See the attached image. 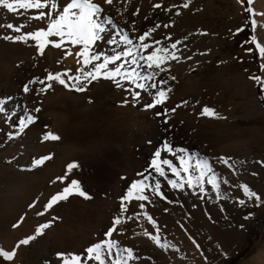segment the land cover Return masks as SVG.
<instances>
[{
  "label": "rangeland",
  "instance_id": "rangeland-1",
  "mask_svg": "<svg viewBox=\"0 0 264 264\" xmlns=\"http://www.w3.org/2000/svg\"><path fill=\"white\" fill-rule=\"evenodd\" d=\"M129 1L143 3V8L152 6L158 9V13L161 12L159 15L162 19L152 27L155 31L151 32V35H156L155 38H158L156 41L161 43L159 45L153 42L152 45L167 46L170 52H175L179 59H169V61L171 60V63L176 64L178 68L185 64L186 68H190L189 78L196 82L198 89L204 94V101L210 108L215 109L219 117H223H211L206 121L207 124L205 121H199L200 124H205L209 152L214 157L210 158L211 166L219 165L221 157L228 160L227 164L220 161L225 165V174L215 175L220 187L216 190L208 184L207 196L202 197L199 193L200 183L195 180L194 194L187 197L189 207L185 205L184 196L162 197L160 195L161 198L152 201L147 195L149 193H144L145 191L142 195L148 196V200H142L144 206L139 207L124 199L130 191L129 188L119 193L117 190L115 192V188L108 187L111 178L119 177L117 173L123 170L126 163L133 172L126 173L120 178L127 182L131 179L133 182L135 180L133 178L138 179L140 176L139 179L148 178L147 171L154 170L152 166L154 159L158 160L160 167H164L161 166L164 165L161 159L165 145L164 139L159 141L158 137L156 139L152 135V139L148 142L150 149L148 156L132 152L137 145L150 137L148 129L144 126L128 128V133H122L121 142L115 143L116 130L109 127L114 117L111 118L110 115L114 108H127L131 101L126 104L124 99V102L120 101L113 93L115 82L101 78L99 85L95 84L96 81L92 82L95 86L91 85L89 92H93L94 95H91L90 99L84 101L79 107L70 105L68 115L71 122H74V126L64 140L65 143L75 140L87 146L92 145V141L105 138L103 143L108 144L109 149L106 150L109 151L104 157L88 167L84 165L83 189L94 201L87 203L88 205L86 204L87 206L80 211L74 209L75 214H73V210H69L70 207L67 206V200H63L57 202L56 208L50 212L46 211V203L58 193L59 188L53 180L38 187V196L29 202L20 217L24 220L28 232L14 242V246L18 245L20 248L13 263L19 260L18 264H65L67 260L71 264V257L80 254L83 264H97L95 260L92 262L85 259L86 249L95 243L115 241L123 252L121 264H124V261H127V264H264V202H261L264 201V99L261 98L264 93H261L259 86L249 79L252 74L264 77V72L260 70L264 59L259 57L253 43H244L255 35L257 42L264 44V15H261L264 14V0H253L251 5L244 0L243 6L238 3V0H190L187 8L183 5L188 3V0ZM156 4H161L162 7L156 8ZM14 7L15 11H9L0 6V58L5 53V56L8 55L7 51L11 42L18 41L5 39V36L24 35L28 30L30 32L32 25L37 30L42 27L47 28L53 19L62 14L61 6L56 5L55 8L44 9L50 13L46 19L34 20L30 17L37 14L36 10L19 9L18 5ZM247 7L252 8L251 14L245 10ZM251 20L257 21L255 33L252 31ZM7 24L25 27L17 33L7 28ZM157 25L159 27H156ZM165 25L168 26L165 27ZM239 28L245 30L237 32ZM151 35V39L148 38L147 41L151 42ZM54 37L58 39L57 42H60L59 37ZM28 40L31 39L26 41ZM26 41L19 40L21 44L19 42L16 44L21 46L26 44ZM176 41L181 43L177 44L176 49H172L171 44ZM73 47L74 45L67 38L61 47L57 48L48 44L44 53L37 51L36 56L45 59L46 54L49 52L51 54V50H54L53 57L57 55L63 57L67 56ZM249 48L253 49L251 53L246 51ZM5 56L1 60H5L7 58ZM13 61L15 62L16 59ZM169 61L165 64L167 65ZM42 65H45L43 60ZM0 78L1 86L5 84L9 87L13 86V79L7 80L3 76ZM182 84L184 85L183 82ZM27 85L31 86L29 83H24L23 87ZM127 86L131 88L134 85L128 83ZM23 87L22 91H24ZM54 87L55 84L52 85L51 92ZM63 89L67 91L65 97L68 102L83 93V91L70 90L65 86ZM48 94L42 105L48 100ZM170 94L166 103L171 102L170 99L175 100L173 109L176 111L173 112L176 113L178 110V115L181 113L185 115L190 107L188 101L185 103L189 96H181L182 98L178 99ZM201 97V94L197 95V99ZM129 98L130 95L125 100ZM163 105L150 109L144 106L141 111L148 112V120L157 122L166 115L164 112L157 111L160 106L165 109ZM4 142L0 141V182L3 185L2 188L6 190L9 187L10 178L5 170L9 159L4 154V150L10 142ZM45 144L39 146L40 157H53L59 145L49 148ZM156 151L160 152L159 158L155 157ZM83 160L86 161L84 156ZM46 161H49L50 166H55L56 159L50 158L44 162ZM102 165L109 171H106L107 169ZM98 166L105 169L103 175L95 170ZM99 175H101L100 180L97 179ZM210 177L212 176L208 179ZM97 182H104V184L102 183L99 187L98 193H90L89 186ZM242 185H247L256 192L261 197V201L249 199L244 194ZM30 191L31 188L27 187L24 188L23 193L28 194ZM86 200L88 201V198ZM240 200H244L245 204L241 205ZM36 208H39V211ZM147 216H151L155 223L150 222ZM37 217L40 218L37 220L39 225L48 224L49 227L44 230V234L36 233L35 239L29 245L21 244L20 241L31 236L36 229L32 222L34 219L36 221ZM117 217L121 219V223L115 225L117 232L111 237L105 236V233L114 226L113 222ZM9 230L10 234L11 228ZM21 232L24 231L21 229ZM8 233H1L0 238L8 237ZM152 236L159 237V244L151 239ZM105 247L106 245L103 246V250L108 252L109 248ZM124 249L132 250V259L128 258ZM114 260L116 259L112 254L108 257L106 264Z\"/></svg>",
  "mask_w": 264,
  "mask_h": 264
},
{
  "label": "bare ground",
  "instance_id": "bare-ground-1",
  "mask_svg": "<svg viewBox=\"0 0 264 264\" xmlns=\"http://www.w3.org/2000/svg\"><path fill=\"white\" fill-rule=\"evenodd\" d=\"M52 1H55L54 3L56 5L61 6L60 10L63 7H66L67 4L71 3V0H49V3H52ZM94 2L100 3L103 8V13L101 14V22L103 23L107 18H111L112 24L104 23V26L107 30L101 34L103 39L97 41L96 44L92 46L91 51L112 55L114 54V52L124 51L128 48H132L137 63H131V57H123L121 61L116 62V65H109V68L114 69L115 66L123 64L124 67L121 69L122 72L131 71L133 68H135V71L142 77L152 73H158V75H156L152 81L137 80V83H157V89L149 90L153 94L159 88H171V92H169V94L171 93L170 95L173 97H178L179 99V97L181 96H189L187 97V100H185V102L188 101V105L190 106L185 115H183L181 111L180 113L182 115H178V110L176 113L171 111L173 109V102L175 100L170 99L171 102L166 103V101L164 103L165 105H163L165 109L168 110L167 114L164 115L161 120L153 122L150 121L152 119H147L148 112L141 111V109L146 104L153 102V97L145 92H141V98L139 102H134L132 101L131 94L128 91L129 89L139 91L138 89L132 88L135 87L134 84V86L130 88V85L127 86V84L131 82L127 80H121V84L123 85V87H117L116 83H114L115 88L113 89L115 92L113 93H115L114 95L120 101H123V99L125 101V98L128 95H130L131 98V100L130 98L129 100H127L131 101L127 108L116 107L113 109L112 114L110 113V117H114L113 120L110 121L111 123H109V127H112L114 130H116V137L114 138L115 143L121 142L123 138L122 133H126L128 128L133 129L138 126H144V128L148 129L150 137L148 139H145V142L137 145L132 152L140 153L143 156H148L150 150L148 142L152 139V135L156 137V139L158 137L159 141L161 139H164V145L167 144L171 151L165 148L161 161L165 159L170 160L172 164L176 166L180 171V175H175L172 172L171 168H169L167 165H161L164 166L161 167L163 168L165 173L163 176L155 170L150 169L149 171H147L149 174L148 178L139 179L141 177L140 176L138 179L133 178L135 179L133 182L132 179L127 182L123 181L122 178H120V176L126 173L132 174L131 172H133V170H131L129 165L126 163L123 170L120 168V170L122 171L117 173V176L119 177H116L115 179L111 178L108 187H111L113 189L115 188V192L117 190L119 191V193H121L120 191H123L126 188L132 190V184L134 182L142 180L144 184L148 185V188L145 189L144 193L148 192L149 194L147 195L151 197L152 201H156L157 198H161L160 195H158L157 192L153 190L154 185L158 182L160 184L159 192L163 194V197H167L169 195H171L172 197L173 195H177L178 197L184 196V201L186 203L185 205L189 207V199L187 197L188 195L194 194L193 184L196 180V175L198 177L200 174L197 162L206 159L211 165L210 158L212 156L209 152L208 136L205 131V124H207L206 121L211 117L202 116L200 114L204 106H207L209 108L210 106L206 101H204V94H202V92L198 89V85L196 84V82L192 81V79L189 78L190 68H186V64L183 67L178 68V66H175L176 64L173 65L171 63V60H168L169 63L167 65L165 63L162 65V68L165 70L161 71L160 69L148 68L146 62L139 58L141 55L146 56L150 51L154 50L160 45H152L153 42L156 43V40L158 38H155L156 35H151V42L147 40L145 41L152 46L149 50L145 51L143 49L135 47L140 43L139 36L142 35L145 31L153 29L152 27L158 24L162 19V17L159 15L161 12L158 13V9H154L152 6L143 8V3L140 4L138 2H130L129 0H113V3L111 5L106 4L104 0H94ZM36 30V27L32 25V27L30 28V32ZM27 32H29V30ZM118 33H127L129 35V38L133 40V44L125 45L123 41L120 40ZM113 37L116 38L117 43L109 44L108 41ZM149 38L151 39V37ZM48 39L54 42H57L58 40H56L54 36L49 37ZM65 40H67V38ZM15 41L17 40L14 39L13 42ZM17 42H19V40ZM16 43L11 42V44H9V48L7 51L9 53L8 55H6L7 58L5 60H1V58H4L6 53L3 55V57L0 58V76L6 77L7 80L13 79V86L9 87L6 86V84L3 86L0 85V141L10 142V145L5 150L3 149L5 152L4 154L7 155V158L9 159L8 167L5 166L6 168H4L10 178V182L9 187H7L6 190L5 188H2L3 185L0 182V234H4L6 232L8 233L10 231L9 229L11 228V232L10 234L8 233V237H5L3 239L0 238V248L7 251H14L16 254L11 261L5 260L3 257H0V264H18L20 262L19 260H15V263H13L18 249L20 248L18 245L14 246V242L18 241V239H20L23 234H26L28 232V228H26L24 220L20 219V217L21 215H23V212L27 208L29 202L38 196V187H42V185L53 180L56 186L59 188V193L63 190L64 187L70 185L71 180H76L80 185V189L84 191V179L82 177L83 171L85 169L84 165H86L87 167L89 165H92L93 162H96L97 160H99V158L104 157V155L109 151L106 150L109 149L108 144L103 143L105 141V138L103 140L92 141V143L90 142L92 145L87 146H83L75 140L69 143L64 142L67 134L74 126V122H71L68 115V112L71 109L70 105L79 107V105L84 103V101L90 99L91 95H94L93 92H89V90H91V85H94V83H92L93 81L91 83H88L86 80H84L82 73L77 71V69L84 67L83 58L77 56V53L82 50L83 46L74 45V47L69 52L71 54L68 53L67 56L65 55L63 57H59L58 55L57 57H53L55 51L51 50V54L48 51L49 53L46 54L47 57L45 56V59L41 58L45 62V65L41 66L42 60L36 56V52L39 51L36 41L28 40L26 41V44L21 46H17ZM19 43L21 44V42ZM38 55H40V57L42 56L41 54ZM14 59H16L15 62L13 61ZM78 60L80 61L79 63ZM85 70H92V65H88ZM176 70H178L177 73ZM49 73L53 75L57 73H67L66 76L62 75L61 78L65 79L66 83L72 86V88L67 87L70 90H74V88L76 86H79V84L77 81L69 78L80 76L81 81L86 86V90L83 91V93L80 95L77 94L78 96L68 102L67 98L65 97L67 91L65 92L63 89L64 85H61L58 81L55 80H48L47 77ZM172 77H174L175 79H172ZM117 79L119 80L120 77H117ZM162 80H166L167 84L159 83ZM40 81H43V83H40ZM95 81V84L99 85V82H101L102 80L100 78ZM182 82L184 83V85L182 84ZM24 83L31 84V88L27 85L30 88L28 92L22 91ZM49 84L51 85L50 88L47 87ZM54 84L55 87L51 92L50 89ZM42 89L46 90L41 91ZM58 92L60 93L58 94ZM46 94H48V100L44 105H42ZM198 94H201L202 96L200 99H197ZM37 108L40 110L35 111V109ZM165 109L160 106L157 108V111L165 112ZM41 112L43 113L41 114ZM29 116L33 118L30 123L27 120ZM21 121L25 122L24 126L21 125ZM199 121H205V124H200ZM48 133L58 135L60 139L55 141L50 139L46 140L44 137ZM196 138L198 139V141ZM43 143H46L45 145L49 148L54 147L55 145H59L57 152L53 155V157H50L56 159L54 167L48 164L49 161H46L41 165L35 164V161L37 159L42 158L39 155V146ZM181 149H183L184 151H179ZM83 156L86 158L85 162L83 160ZM179 157H183L185 161H188L192 165V167L189 168L188 172L180 170ZM69 163H76L78 167L73 169L71 172H67V165ZM218 164L219 165L215 167L211 166L213 172L207 173V175L203 178V181L200 183L199 193L202 197H206L209 190V185L207 182L208 177L218 174H225V165L221 164L220 161L218 162ZM102 167L106 168V171H109L106 166L102 165ZM102 167L99 168L98 166V169H96L95 167L94 168L102 174L105 173V169ZM58 177L66 178L61 181L60 179H58ZM100 177L101 175H99L97 179L99 178L98 180H100ZM189 178L192 179L191 187L187 183ZM169 181H175L178 184H183L184 186L183 188H173ZM102 183L104 184V182ZM102 183H94L95 185L89 186L88 191H90V193L92 194H95V192L99 191L98 189L100 186H102ZM27 187H30L31 191L28 194H24V188ZM201 188H203V191H201ZM133 192V198L128 201L130 203H135L140 207V205L143 204L142 200L135 199V195H141L142 193H137L135 192V190H133ZM66 200L67 206L70 207L69 210H73V214H75L74 209L80 211L81 208L83 209L88 205L87 203H90V201H94L91 200V198H88L87 201L85 197L80 196L75 191ZM49 201L46 203V205L49 203ZM56 206L57 203L50 209L46 208V211L51 212L56 208ZM38 209L36 208V210ZM77 214H80V212H78ZM38 219L40 218L37 217L36 221L34 219V221L32 222V225L36 229L29 237L35 236V234L37 233V229L40 228L41 225L38 224L39 222L37 223ZM17 221L19 222L16 224ZM112 227H115V232H117V226L114 225ZM21 229L24 232H21ZM44 230L45 229L42 230V234H44ZM115 232H113V234H115ZM32 241L33 239H30L29 243L26 245H29ZM107 251L110 252L111 255L113 254L115 259L122 260L123 252L122 249L118 248L117 243L112 248L107 249ZM74 256L81 257L80 254H75ZM90 261L93 262V260Z\"/></svg>",
  "mask_w": 264,
  "mask_h": 264
},
{
  "label": "snow or ice",
  "instance_id": "snow-or-ice-1",
  "mask_svg": "<svg viewBox=\"0 0 264 264\" xmlns=\"http://www.w3.org/2000/svg\"><path fill=\"white\" fill-rule=\"evenodd\" d=\"M106 4L111 5L113 3V0H104ZM253 0H247V4L251 5ZM190 0H188V3H185L183 7L187 8L189 6ZM238 3H241L243 6L244 0H238ZM15 5H18L19 9H29V10H36L37 14L30 17V19L34 20H44L46 19L50 13L47 11H44V9L49 8H55V3H49V0H0V6H3L4 8L8 9L9 11H15L16 8ZM156 8L162 7L161 4H156ZM250 14L253 12L251 7H247L245 9ZM103 13V8L100 4H97L94 2V0H71V3L67 4L66 7L62 8V14L59 15L58 19H53L51 23L48 24L47 28H39L36 31L26 32L25 35H20L16 37L11 36H5V39H16V40H22L26 41L27 39H31L37 42L38 50L41 54L44 53L45 47L52 43L53 46L59 48L65 41V37L68 38V41L73 45H82V50L77 53L78 57L83 58V65L84 67H81L77 69L78 72L82 73L84 80H86L88 83H91L92 81H95L97 79L103 78V79H109L113 80L117 87H123L121 84V80H127L135 85L136 89H139L141 91H134L132 89H129L128 91L131 94L132 101L139 102L141 98V92H145L148 95L153 97V102L148 103L145 105V108H154L158 105H163L166 100L168 99V93L171 92V88H159L154 94L149 91L150 89H157L158 85L157 83H137V80H147L152 81L158 73H152L147 76H140L139 73L135 71V68H133L131 71H121V69L124 67L123 64H119L114 67V69H110L109 65H116V62L121 61L123 57H131V63L135 64L137 63V60L135 58V54L132 48H128L124 51L114 52L112 55H107L104 53H97L92 52L91 48L93 45L96 44L97 41L103 39L102 33H104L107 29L104 26V23L112 24L111 18H107L103 23L101 22V14ZM264 15V14H261ZM168 25H165L167 27ZM7 28L14 30L15 32L19 33L22 31V29L25 27L24 25L15 26L13 24H7ZM156 27H159L157 25ZM251 27L253 33L257 30V21L251 20ZM244 28L237 29V32L244 31ZM155 31V28L145 31L142 35L139 36L140 43L136 45V48L143 49L145 51L149 50L152 46L149 43H146L145 41L150 37L151 32ZM120 40L123 41L125 45H132L133 40L129 38V35L127 33L119 34ZM56 36L60 38V42H54L50 41L48 38ZM186 39V38H185ZM109 44H116L117 40L115 37H113L111 40L108 41ZM157 44H160V41H156ZM181 43V41H176L171 44L172 49L177 48V44ZM247 43H253L255 45V49L258 50L259 57L261 59H264V44L261 42H257V38L255 35H253L249 40L244 42ZM243 46V45H242ZM247 52L251 53L253 51L252 48L246 49ZM71 54V53H69ZM141 60H144L146 62V65L148 68H155L160 69L161 71H164L165 69L162 68V65L168 61L171 60H178L179 57L176 56L175 52H170L169 48L167 46L165 47H157L154 50L150 51L146 56L141 55L139 57ZM102 61V62H100ZM80 61L78 60V63ZM97 62V63H94ZM88 65H92V70L88 71L85 70ZM260 70L264 72V63L260 65ZM247 71V70H246ZM66 76L67 73L64 74H51L49 73L47 79L52 81H58L61 85H64L65 87L72 88L71 85L66 83V80L61 78V76ZM117 77H120L118 80ZM69 79H73L78 82L79 86H76L74 88L75 91L82 92L86 90V86L81 81L80 76L70 77ZM172 79H175L172 77ZM249 79L253 80L260 88L261 93H264V77L252 74L249 76ZM40 83H43V81H40ZM159 83L161 84H167L166 80H162ZM48 88L51 87L49 84L47 86ZM46 89H42L41 91H45ZM25 92L29 91V88L25 86L24 88ZM264 99V95L261 97ZM129 101L125 100V103H128ZM187 103V102H185ZM40 109H35V111H39ZM171 111H175V109H172ZM168 110L165 109L164 114H167ZM202 116H209L213 118H223L219 117V114L215 111V109L209 108L207 106H204L200 113ZM159 115V113H158ZM32 117L29 116L27 118L28 122L30 123L32 121ZM24 121H21V125L24 126ZM46 140H59L60 137L58 135H55L53 133H48L44 137ZM165 148L171 151V149L168 147V145H165ZM179 151H184L183 149ZM155 157H160V152L156 151ZM46 159H50V157H44L41 159H37L35 161L36 165H41L44 163ZM180 159V170L184 172H188L189 168L192 167V165L185 161L183 157H179ZM220 161L224 164L228 163V160L221 157ZM162 163L164 165H167L169 168H171L172 172L179 176L180 171L177 169L176 166L172 164L170 160H163ZM187 165V166H186ZM152 166L156 172H158L160 175H164L163 168L160 167V163L157 159H154L152 161ZM197 166L199 167L200 174L198 177H196L197 183H201L203 181V178L207 175V173L213 172V169L211 165L208 163L206 159L200 160L197 162ZM78 167L76 163H69L67 165V172H71L73 169ZM66 177H58L61 181H63ZM208 184L212 186L213 189L218 190L220 185L216 181L215 175L210 177L208 179ZM171 186L173 188H183V184H178L175 181H169ZM188 185L192 186V179L189 178L187 181ZM243 189V192L246 196H248L249 199H255L256 201H261V197L254 191H252L247 185L241 186ZM132 190H130L126 197H124L125 200H130L134 196L133 190L137 193H143L146 188H148V185L144 184V182L137 181L134 182L131 186ZM160 184L157 182L154 185V191L157 192L158 195H161L163 197V194L159 192ZM78 193L80 196L87 198H90L86 195L84 191L80 189V185L78 181L71 180L70 185L63 188V190L55 195H53L49 201V203L46 205V208H52L53 205H55L59 201H63L68 199V197L73 194V192ZM201 191H203V188H201ZM135 199L137 200H148V196L146 195H135ZM264 202V201H261ZM239 203L241 205L245 204L244 200H240ZM144 205L141 204L140 207H143ZM126 211V209H123ZM41 214V213H38ZM247 218V217H246ZM147 219L155 223L152 220L151 216H147ZM114 225H119L121 223V219L117 217L114 220ZM48 224H43L40 226V228L37 229V235H39L43 229L48 228ZM116 231L115 227L110 228L106 233L105 236L111 237L113 232ZM147 234V233H146ZM30 239H35V236L29 237L28 239L20 241L21 244H28ZM151 239H153L156 243L159 244V237L152 236ZM116 244L115 241H103L102 243H95L93 246L88 247L86 249V258L87 260H95L97 264H106V261L108 257L111 255L110 252H105L103 250V245H107V247L110 249ZM163 247L164 245H160ZM199 247V245H197ZM123 251H126L128 254V258L132 259L133 254L131 249H124ZM14 251H7L2 248H0V257H3L5 260L11 261L13 257L15 256ZM65 264H69V261H65ZM71 264H83L82 258L80 256H72L71 257ZM110 264H121V261L119 259H116L114 261H111ZM124 264H127V261H124Z\"/></svg>",
  "mask_w": 264,
  "mask_h": 264
}]
</instances>
